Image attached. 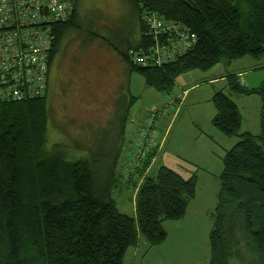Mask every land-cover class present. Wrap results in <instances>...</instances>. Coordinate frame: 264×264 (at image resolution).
Wrapping results in <instances>:
<instances>
[{
    "label": "trees",
    "instance_id": "16d2710c",
    "mask_svg": "<svg viewBox=\"0 0 264 264\" xmlns=\"http://www.w3.org/2000/svg\"><path fill=\"white\" fill-rule=\"evenodd\" d=\"M128 2L134 34L118 41L107 38L108 24L98 28L93 24L87 43L106 44L126 65L128 76L140 75L147 88L159 93H170L188 72L264 55V0ZM78 7L79 0H74L69 20L53 27L46 94L0 103V264H124L127 251L140 238L151 247L163 244L167 239L163 223L182 220L196 197V173L184 178L160 166L144 176L157 156L154 152L132 174L144 176L135 198L136 217L118 210L113 198L117 148L123 144L135 97L128 96L127 104L118 102L120 123L110 145H82L85 158L64 152L60 142L51 150L47 147L49 69L62 40L72 29H80ZM147 14L179 24L192 37V49L160 67L135 65L131 53L154 45L143 21ZM227 84L232 94L261 98L260 134L242 132L236 104L223 91L214 94L213 126L239 140L222 159L209 264H264V83L249 88L228 74Z\"/></svg>",
    "mask_w": 264,
    "mask_h": 264
},
{
    "label": "rangeland",
    "instance_id": "374dc122",
    "mask_svg": "<svg viewBox=\"0 0 264 264\" xmlns=\"http://www.w3.org/2000/svg\"><path fill=\"white\" fill-rule=\"evenodd\" d=\"M93 24L96 28L108 24L110 30L107 32V38L114 37L118 41L122 36L126 39L130 32L133 31V34L135 32L128 0H79L77 25L80 29L70 31V34L64 38L57 55L59 63L71 56V68L70 71L67 69L57 71L53 75L54 80L49 95L51 120L47 145L51 150L54 143L60 142L64 152L81 156L78 158H85L87 154L81 150L82 145L89 146V143H95L97 146L110 145L111 142L108 140L113 139L117 134L120 123L116 112L113 115L111 111L112 117L107 122V126H103L105 119L109 118L108 102H106L109 94L105 74L107 72L114 74L115 71H104L110 68V63L103 56V52H100L101 49L98 50V40L91 43L90 47L87 46L89 44L87 36L90 37L88 32ZM247 59L252 61L251 68L258 69L251 72L253 74L249 76L250 79L257 84L264 83V55L260 58L248 56ZM221 65L213 70L214 76L225 74ZM100 67L103 71H98ZM195 73L202 74V72ZM197 75L194 79H199ZM112 78L114 84L116 78L111 74L107 75L109 82ZM122 79V89H120L123 93L122 100L118 96L114 101L117 104L119 102L120 105L121 101L127 104L128 96L137 100L128 115L123 144L117 148L120 152L116 168L118 182L113 192L117 208L126 215L134 216L135 187L130 181L125 183L133 176L127 179L126 173L123 172L125 165L129 166L131 163V157L136 151V141L149 117V111L157 109L160 112L157 130H159V139L163 138L165 152L154 167L155 170L159 164L165 163L170 167L182 168L181 172L184 169L182 173L185 176H188L185 172L188 170V173L193 171L192 173H196L198 177L196 199L190 203L189 215L179 229L180 238L182 237L188 246L192 245V248L190 253H184L187 257L182 259L180 256L179 260L183 261V264H206L208 260L210 261L211 255L210 232L220 189L222 159L225 152L235 146L239 139L224 136L212 124L216 114L211 100L214 85L203 84L184 94L185 85L190 78L182 76L176 80L174 89L165 94L147 88L144 79L138 74L132 73L129 76L127 74L125 77L123 73ZM242 79H246V76ZM225 83L216 84L215 92L223 91L233 98L241 115L242 132L251 131L254 135H259V104L255 98L232 94L228 84ZM83 154L85 156H82ZM167 228L171 233L168 225ZM179 244L176 243V239L173 241L171 239L165 247L170 249ZM131 252L132 249L125 256L124 264H132ZM138 262L135 264L141 262L153 264L151 253Z\"/></svg>",
    "mask_w": 264,
    "mask_h": 264
},
{
    "label": "built area",
    "instance_id": "2783aa9c",
    "mask_svg": "<svg viewBox=\"0 0 264 264\" xmlns=\"http://www.w3.org/2000/svg\"><path fill=\"white\" fill-rule=\"evenodd\" d=\"M73 5L74 0H0V103L29 101L46 94L53 27L69 20ZM143 21L154 45L131 53L135 65L160 67L192 49V37L176 22H165L154 14H147ZM159 115L157 109L149 111L125 178L132 177L149 154L158 153Z\"/></svg>",
    "mask_w": 264,
    "mask_h": 264
},
{
    "label": "crops",
    "instance_id": "0c3cea01",
    "mask_svg": "<svg viewBox=\"0 0 264 264\" xmlns=\"http://www.w3.org/2000/svg\"><path fill=\"white\" fill-rule=\"evenodd\" d=\"M63 40H62V42H63ZM62 42H61L60 46L62 45ZM98 44H99L98 45V50L101 49L100 52H103V54H104L103 56L110 63V68L107 69V70H105L103 68L104 71H110V72L115 71L114 74L113 73H108V72L105 74L106 75L105 76V78H106L105 79L106 87L108 88V94H109L108 100L106 101V102H108L107 114H108L109 118L105 119L103 126H107V122H109V119L112 117L111 111H112L113 115L116 112V116H118V112L122 111V108H120L119 111L117 110L118 104L114 100L116 98H118V96L121 97L120 100L122 99V94L123 93L120 92V89H122V81H123L122 75L124 73L125 77H126V75L128 74L127 73L128 69H127L126 65H124V63L121 61L120 57L116 54V52L113 49L109 48L106 44H103V42L102 43L99 42ZM90 45H91V43H89L87 46L90 47ZM60 46L58 48V51L60 49ZM58 54H59V52H57V55ZM57 55L52 60V66L49 69L48 93H47L48 94V98H49V95L51 93V87H52V83H53V80H54L53 79V75L57 71H65L66 69L68 71H70V68H71V56L69 58L66 57L65 60L63 59V61H61L59 63ZM251 62H252L251 59H247V57H244V58H242L240 60L234 61L231 65H225L223 63H220V64H222L221 66H223V70L225 71V74H221L220 76H214L213 73H212L213 70L219 64L216 65L211 70L206 71V72H202V71H199V70L188 72V73L182 75V76H188V78H190V80H188V82L185 85L186 89L183 91V93L186 94L187 92L191 91L194 87H200L203 84H208V85H211V86H213V85L215 86L218 83H225L226 82L225 84L227 85V76H228V74H235L238 77L239 81L243 85H245V86H247L249 88H251V87L252 88H258L259 85L261 83H263V82H260L259 84H257V82L252 81L250 79L249 76L251 74H253L251 72L258 70L256 68H254V69L251 68V67H253V64H250ZM248 69H250V70H248ZM98 71H103V70H102V68H101V70L98 68ZM195 72H202V74L195 73ZM108 74H111L112 77L116 78V81H115L114 84H113V78H112L111 82H109L107 80V75ZM196 74H198L197 76H198L199 79H194ZM182 76H180L178 79H180ZM243 76H246V79H242ZM214 86H213L212 97L216 93L215 92L216 88H214ZM239 96H241V95H239ZM249 97L255 98V101L259 104V118H260V109H261V105H262L261 98L259 96H256V95L249 96ZM231 99L233 100V98H231ZM244 132H250V133L254 134V132H251V131H244ZM125 133H126V129H125ZM163 148H164L163 147V138L162 139L160 138L159 139V150H158L157 156L153 160L152 165L150 166V168L146 171V173H144V176H146L147 173L150 174L151 172H153L155 170L154 167L157 165L158 160L160 159V157L165 152ZM125 166L126 167H125V170L123 172L124 174L127 171L128 164H126ZM160 166L168 167V168L178 172L179 174H181L184 178L190 177L192 172H193V171H191L190 173H188L187 172L188 170H185L186 175H188V176H185L183 174L184 173V171H183L184 169L182 170L183 173L180 171L182 168L180 169V168L170 167V166H168L165 163L164 164H159L156 168H158ZM143 177H141L140 175H135V176H133V178H130L126 182L124 180L125 183L131 181L132 184L135 187V195H134V211H135V213H134L133 217H136L135 198H136L137 190H138L140 184L142 183ZM196 195H197V192H196ZM195 199H196V197H195ZM188 215H189V207H188V210H187V213H186V216L184 217V219H182L180 221H166V222L163 223L164 224L163 227H164L165 231L167 232V239H166V241L163 244H161L159 246L151 247L145 239L140 238L138 244L135 247L130 248V249H132V252H131L132 264L139 263L138 262L139 260L145 259L150 253H151V256H152L153 264H183L182 263L183 261L179 260V257L181 256L182 259L187 257L184 253H186V252L190 253L191 252L190 249L192 248V245L188 246L187 243H185L183 241L182 237L180 238L179 229H180V226L183 225L186 222V218L188 217ZM167 225L171 229V233H170V230H168ZM171 239H172V241H173V239H176V243L177 244L180 243V244L178 246H172V248L170 247V249H167L165 246L168 244L169 241L171 242ZM178 249H181V251H178ZM129 250L127 251V253L129 252ZM127 253H126V255H127ZM175 253H177V254H175ZM209 259H210V256H209ZM141 264H142V262H141ZM206 264H209V260L206 262Z\"/></svg>",
    "mask_w": 264,
    "mask_h": 264
},
{
    "label": "flooded vegetation",
    "instance_id": "af4514ba",
    "mask_svg": "<svg viewBox=\"0 0 264 264\" xmlns=\"http://www.w3.org/2000/svg\"><path fill=\"white\" fill-rule=\"evenodd\" d=\"M99 55L101 56V54H99ZM99 59H101V58H99ZM99 69L101 70V67ZM100 73H102V72H100ZM100 77H103V76L100 75Z\"/></svg>",
    "mask_w": 264,
    "mask_h": 264
}]
</instances>
